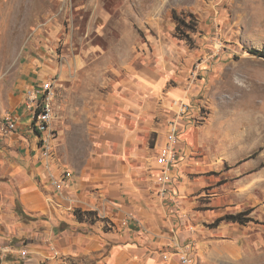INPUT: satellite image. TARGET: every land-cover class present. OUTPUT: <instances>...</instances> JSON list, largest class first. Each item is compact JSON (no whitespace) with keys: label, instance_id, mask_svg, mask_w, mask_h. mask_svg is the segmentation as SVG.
<instances>
[{"label":"rangeland","instance_id":"374dc122","mask_svg":"<svg viewBox=\"0 0 264 264\" xmlns=\"http://www.w3.org/2000/svg\"><path fill=\"white\" fill-rule=\"evenodd\" d=\"M176 16L187 24L178 28ZM262 50L264 0H0V118L53 79L54 150L73 171L98 154L101 116L118 109L116 96L136 93L137 79L164 78L156 124L183 101L197 119L181 136L202 170L201 207L212 202L204 225L220 244L216 264H264ZM170 87L190 100L170 96ZM239 212L245 224L229 220Z\"/></svg>","mask_w":264,"mask_h":264},{"label":"crops","instance_id":"0c3cea01","mask_svg":"<svg viewBox=\"0 0 264 264\" xmlns=\"http://www.w3.org/2000/svg\"><path fill=\"white\" fill-rule=\"evenodd\" d=\"M165 83L164 78L137 79L136 93L116 96L118 109L101 116L98 154L72 168L73 177L61 191L50 185L38 135L27 131L25 122L15 132L1 133L0 242L27 246L30 254L23 258L0 253V264H216L221 260L214 252L220 244L204 225L214 214L212 202L205 205L209 208L201 207L202 170L186 157L185 143L184 156L171 172L176 178L171 187L180 205L157 194L156 177L162 166L155 156L166 142L168 123L156 124L155 118L162 114L158 102ZM168 94L188 100L192 95L178 87H170ZM168 100L171 113L175 108ZM18 112L23 113V106ZM157 127L161 135L156 140ZM55 169L60 173L64 166L58 162ZM51 245L59 249V257H52ZM186 246L190 260L183 263ZM229 256L234 258L223 257Z\"/></svg>","mask_w":264,"mask_h":264},{"label":"built area","instance_id":"2783aa9c","mask_svg":"<svg viewBox=\"0 0 264 264\" xmlns=\"http://www.w3.org/2000/svg\"><path fill=\"white\" fill-rule=\"evenodd\" d=\"M56 92V85L53 79L35 83L25 93L22 106L23 113L26 114L27 112V115L17 112L0 118V131L4 134L17 131L22 127V120L25 116L31 118L28 123V130L30 133L38 135L42 155L45 159L46 167L49 170L48 178L50 185L56 190L61 191L70 183L73 177V171L69 168H64L60 173H57L55 169V164H58L54 150L56 132L53 126V120L56 116L54 102ZM176 104H179V106L168 122L166 142L157 151L156 161L162 166V170L156 177V183L158 185L157 194L162 200H169L172 204L180 205L171 187L176 180L171 172L184 156V153H182L184 141L181 134L189 125L188 123L196 121L197 119L191 112L192 107L190 104L184 101L180 103L177 102ZM188 111L190 112L188 113ZM50 250L52 257L56 258L61 255L59 249L55 245H51ZM0 253L4 257L8 255H19L26 258L29 256L30 251L27 246L0 242ZM181 260L183 263L189 262L190 250L188 246L184 247L182 250Z\"/></svg>","mask_w":264,"mask_h":264},{"label":"trees","instance_id":"16d2710c","mask_svg":"<svg viewBox=\"0 0 264 264\" xmlns=\"http://www.w3.org/2000/svg\"><path fill=\"white\" fill-rule=\"evenodd\" d=\"M176 18H177L178 23H179L178 24V28L180 26V23L181 24H187L186 21H184L180 17H177L176 16ZM251 52L254 53V54H257L258 51H257V49H252ZM262 52L264 54V50H262ZM75 213H76L77 217H79L81 219L83 218L82 212L79 209H76L75 210ZM228 217H229V220H231L232 222H239L240 224H245L248 221V219H245V217H244V212H239V213L231 214Z\"/></svg>","mask_w":264,"mask_h":264}]
</instances>
